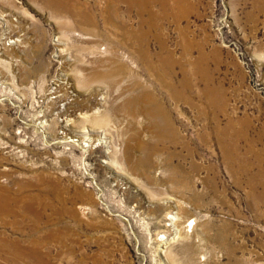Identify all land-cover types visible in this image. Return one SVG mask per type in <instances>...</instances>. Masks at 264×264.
I'll return each mask as SVG.
<instances>
[{
  "label": "rangeland",
  "instance_id": "1",
  "mask_svg": "<svg viewBox=\"0 0 264 264\" xmlns=\"http://www.w3.org/2000/svg\"><path fill=\"white\" fill-rule=\"evenodd\" d=\"M0 188V264H264V0H0Z\"/></svg>",
  "mask_w": 264,
  "mask_h": 264
},
{
  "label": "bare ground",
  "instance_id": "2",
  "mask_svg": "<svg viewBox=\"0 0 264 264\" xmlns=\"http://www.w3.org/2000/svg\"><path fill=\"white\" fill-rule=\"evenodd\" d=\"M2 190H0V216L3 217V215H6V214H10L14 216L20 215L25 210V208L18 209V207H16V202L18 200L16 198L10 197L9 195H7V192L5 193ZM11 192L9 193L11 194ZM2 237L4 236L3 235L0 236V253H3V251H5L6 245L8 244L7 238H2ZM15 254L18 256L20 252L17 251Z\"/></svg>",
  "mask_w": 264,
  "mask_h": 264
}]
</instances>
